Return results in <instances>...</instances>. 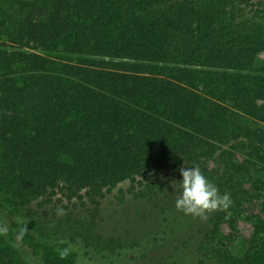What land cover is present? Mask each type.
Returning a JSON list of instances; mask_svg holds the SVG:
<instances>
[{"label": "trees", "instance_id": "16d2710c", "mask_svg": "<svg viewBox=\"0 0 264 264\" xmlns=\"http://www.w3.org/2000/svg\"><path fill=\"white\" fill-rule=\"evenodd\" d=\"M259 54L261 0H0V264L114 263L124 244L96 229L105 192L127 180L122 194L164 211L193 165L232 200L203 256L264 264ZM56 194L86 219L57 215ZM260 197L257 241L236 257L237 218Z\"/></svg>", "mask_w": 264, "mask_h": 264}, {"label": "rangeland", "instance_id": "374dc122", "mask_svg": "<svg viewBox=\"0 0 264 264\" xmlns=\"http://www.w3.org/2000/svg\"><path fill=\"white\" fill-rule=\"evenodd\" d=\"M262 65L263 55L259 54L254 64L255 71H259ZM257 175L264 178V174ZM128 186L129 182L124 180L105 192L100 204V220L96 226L100 235L120 239L125 248L120 251L114 263L91 256L81 260L80 264H200V260H204L203 264H216L209 256H203L202 248L204 232L211 225L209 218L215 211L207 214L206 220H201L177 211L170 201L160 200L158 205L164 206V211H161L144 200L133 199L120 192L125 191ZM53 202L64 213L70 212L77 219H86L85 206L79 200H67L56 194ZM30 206L37 209L34 202ZM248 206L247 212L237 218L231 236L233 239L228 243L236 257H240L257 241V237L253 235L256 218L250 216L257 217L260 214L262 197L256 198ZM40 210L49 211L44 207ZM223 230L226 234V229ZM136 241L139 242L138 246L127 251L126 247ZM1 245L0 236V247ZM75 249L82 254L83 250Z\"/></svg>", "mask_w": 264, "mask_h": 264}, {"label": "clouds", "instance_id": "9594fccd", "mask_svg": "<svg viewBox=\"0 0 264 264\" xmlns=\"http://www.w3.org/2000/svg\"><path fill=\"white\" fill-rule=\"evenodd\" d=\"M181 193L175 200V208L184 215L201 220L207 219V214L217 210H227L232 204L231 197L220 194L219 189L203 174L199 165L182 167L180 169ZM57 215H63L64 210L58 208ZM7 227L0 226V235L7 234ZM26 225L21 229L18 239L22 238Z\"/></svg>", "mask_w": 264, "mask_h": 264}]
</instances>
